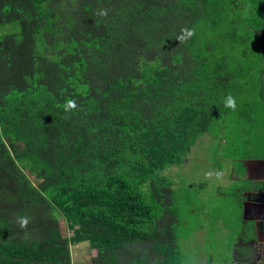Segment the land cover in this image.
Returning a JSON list of instances; mask_svg holds the SVG:
<instances>
[{
	"label": "trees",
	"instance_id": "16d2710c",
	"mask_svg": "<svg viewBox=\"0 0 264 264\" xmlns=\"http://www.w3.org/2000/svg\"><path fill=\"white\" fill-rule=\"evenodd\" d=\"M10 24L0 36V264H72V245L110 235L117 250L91 264H178L162 173L213 129L231 131L233 160L261 143L264 0H0V27Z\"/></svg>",
	"mask_w": 264,
	"mask_h": 264
},
{
	"label": "rangeland",
	"instance_id": "374dc122",
	"mask_svg": "<svg viewBox=\"0 0 264 264\" xmlns=\"http://www.w3.org/2000/svg\"><path fill=\"white\" fill-rule=\"evenodd\" d=\"M250 12L249 5L247 15ZM17 29L18 24L0 27V36ZM227 135L232 134L225 127L222 132L211 130L199 138L184 164L169 167L162 173L172 182L174 210L179 216L176 227L180 251L178 264L238 262L234 244L241 230V206L234 198L233 189L241 184L228 179L232 167L224 159L229 157L232 145L228 143ZM240 148L244 152V147ZM23 168L28 173L27 168ZM30 178L37 185L33 177ZM57 218L62 236H70L65 218ZM116 250L115 235L75 244L71 246L72 264H91L94 257Z\"/></svg>",
	"mask_w": 264,
	"mask_h": 264
},
{
	"label": "crops",
	"instance_id": "0c3cea01",
	"mask_svg": "<svg viewBox=\"0 0 264 264\" xmlns=\"http://www.w3.org/2000/svg\"><path fill=\"white\" fill-rule=\"evenodd\" d=\"M254 33L260 45L261 56L264 57V28H258ZM260 138L261 143L256 150L253 148L250 158L224 159L232 167L228 179L241 184L233 189L234 198L241 206V230L234 244L235 255L239 259L235 264H264V135H260ZM220 176L225 177L221 173Z\"/></svg>",
	"mask_w": 264,
	"mask_h": 264
},
{
	"label": "clouds",
	"instance_id": "9594fccd",
	"mask_svg": "<svg viewBox=\"0 0 264 264\" xmlns=\"http://www.w3.org/2000/svg\"><path fill=\"white\" fill-rule=\"evenodd\" d=\"M187 34L190 36L191 32L189 31ZM178 39L183 40L184 37H178ZM224 107L231 109V110H235L236 101L233 99L232 96L226 97V99L224 100ZM63 108H64V111L66 113L74 110L76 108V101L73 99L67 100L65 102V104L63 105ZM18 223H19L20 227L23 228L28 224V218L27 217H20V218H18Z\"/></svg>",
	"mask_w": 264,
	"mask_h": 264
},
{
	"label": "bare ground",
	"instance_id": "6f19581e",
	"mask_svg": "<svg viewBox=\"0 0 264 264\" xmlns=\"http://www.w3.org/2000/svg\"><path fill=\"white\" fill-rule=\"evenodd\" d=\"M182 259V258H181Z\"/></svg>",
	"mask_w": 264,
	"mask_h": 264
}]
</instances>
